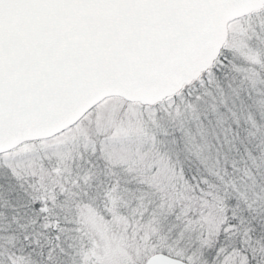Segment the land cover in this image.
<instances>
[{
    "label": "snow or ice",
    "instance_id": "obj_1",
    "mask_svg": "<svg viewBox=\"0 0 264 264\" xmlns=\"http://www.w3.org/2000/svg\"><path fill=\"white\" fill-rule=\"evenodd\" d=\"M0 264H264V0H0Z\"/></svg>",
    "mask_w": 264,
    "mask_h": 264
}]
</instances>
